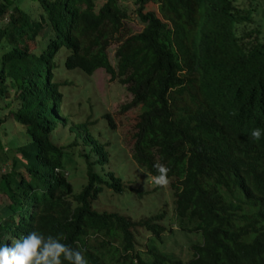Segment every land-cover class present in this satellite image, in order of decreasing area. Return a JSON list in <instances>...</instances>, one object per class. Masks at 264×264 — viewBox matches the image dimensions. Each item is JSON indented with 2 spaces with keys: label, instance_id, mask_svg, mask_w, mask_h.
I'll use <instances>...</instances> for the list:
<instances>
[{
  "label": "trees",
  "instance_id": "trees-1",
  "mask_svg": "<svg viewBox=\"0 0 264 264\" xmlns=\"http://www.w3.org/2000/svg\"><path fill=\"white\" fill-rule=\"evenodd\" d=\"M240 1L133 0L143 26L124 35L130 15L120 0H38V17L0 0V44L9 46L0 55V98L16 101L11 117L32 138L9 156L0 152V246L37 231L63 237L88 264H264V135H250L264 133V0L260 8ZM40 34L46 42L37 50ZM62 48L66 68L102 67L130 91L122 108H139L130 157L153 177L156 162L169 169L174 221L199 234L185 260L154 241L163 239L165 209L132 218L93 206L104 187H126L103 169L109 141L93 134L95 120L78 121L67 144L52 139L58 124H69L60 111L66 81L55 79ZM78 142L86 181L77 189L68 169ZM140 228L150 232L142 251Z\"/></svg>",
  "mask_w": 264,
  "mask_h": 264
},
{
  "label": "rangeland",
  "instance_id": "rangeland-1",
  "mask_svg": "<svg viewBox=\"0 0 264 264\" xmlns=\"http://www.w3.org/2000/svg\"><path fill=\"white\" fill-rule=\"evenodd\" d=\"M103 1L96 0L98 4ZM120 1L128 5L130 15L125 21V29L127 30L124 35L140 30L143 23L134 11L136 4L133 0ZM252 1L253 3L258 2L259 8L262 6L259 0ZM240 2L243 6L248 4L247 0H241ZM8 3L10 6L17 5L22 7L32 17H38L41 11L38 0H8ZM155 6L156 4L151 2L146 7L147 9H154ZM254 16H260V11H257ZM35 39H37L36 44L32 43L39 50L44 46L46 39H43L41 34L36 36ZM119 42L114 40L107 47L111 63H115L114 55ZM32 43L30 42L31 46L33 45ZM8 47L6 43L0 44V55ZM64 55L65 49L62 48L55 58L57 63L55 79L66 81V84L60 86V90L63 93L60 111L62 117H68L67 121L74 129L70 130L68 123L66 125L58 124L54 131H51L52 139L59 144H67L76 133L75 124L78 121H84L85 119L95 120L91 131L100 140L109 141L107 149L110 151V159L104 163L103 169H113L122 177L126 187L123 193H117L108 187H104L98 197L93 200V206L100 210H117L130 215L132 218H138L142 215L165 209L167 220H165L166 230L163 234V239L159 242L157 238H154V241L161 249L185 260L189 255L188 245L193 241H197L199 234L180 229L174 221V197L170 185L167 187L154 185L152 183L153 176H150L143 166L135 164L130 157L133 143V139L130 137L132 119L134 114L139 111V108L135 106L122 108V105L131 99L130 91L125 84L120 83L116 78L111 79L110 74L102 67L97 68L91 74H87L79 68H66L64 66ZM7 101L6 98H0V115L4 117L0 122V142L3 143L4 147H8L9 151L3 152L0 147V152L9 156L14 153L17 147L28 145L32 138L26 132L24 126L11 117L9 108L16 101H13L11 106L6 104ZM107 112L112 116L113 128L108 126L107 119L104 116V113ZM81 148L80 142L72 146L70 154L71 164L68 169V172H71L70 178L76 184L77 189L79 188L78 184L80 185L86 181V161L84 156L79 155ZM8 162H10V159H7L5 163L7 164ZM2 167L1 169H4ZM97 167L100 168V164H96L95 168ZM130 187H138L143 192L138 196L134 191L129 190ZM169 227L172 230H169ZM139 234L138 248L142 251L145 249L146 243L149 242L150 232L140 228Z\"/></svg>",
  "mask_w": 264,
  "mask_h": 264
},
{
  "label": "clouds",
  "instance_id": "clouds-1",
  "mask_svg": "<svg viewBox=\"0 0 264 264\" xmlns=\"http://www.w3.org/2000/svg\"><path fill=\"white\" fill-rule=\"evenodd\" d=\"M251 138L259 141L264 135L260 128L251 130ZM153 167L157 175L152 183L159 187L169 185V169L156 162ZM63 237L31 231L10 244L0 246V264H88L83 253L72 246L62 243Z\"/></svg>",
  "mask_w": 264,
  "mask_h": 264
}]
</instances>
